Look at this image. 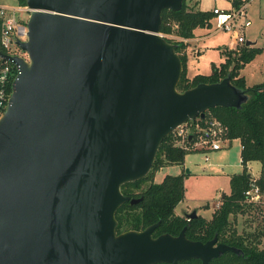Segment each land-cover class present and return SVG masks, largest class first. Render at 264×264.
<instances>
[{
    "label": "water",
    "instance_id": "95a60500",
    "mask_svg": "<svg viewBox=\"0 0 264 264\" xmlns=\"http://www.w3.org/2000/svg\"><path fill=\"white\" fill-rule=\"evenodd\" d=\"M26 2L28 40L18 45L29 61L0 51L19 65L0 118V264H209L240 254L217 236L191 240L186 228L155 237L160 222L117 233L118 209L143 200L122 185L150 172L165 137L249 98L231 76L178 90L184 64L161 24L184 0Z\"/></svg>",
    "mask_w": 264,
    "mask_h": 264
},
{
    "label": "trees",
    "instance_id": "16d2710c",
    "mask_svg": "<svg viewBox=\"0 0 264 264\" xmlns=\"http://www.w3.org/2000/svg\"><path fill=\"white\" fill-rule=\"evenodd\" d=\"M26 4V0H16ZM233 6L239 8L245 0H232ZM212 10H197L184 0L179 11L166 9L162 13L161 33L176 45V51L184 64L182 78L178 90L184 92L201 83H216L227 76L232 77V83L245 91L249 98L240 108L217 106L207 111L228 128L230 144L240 140L242 151L243 171L232 175L231 191L226 194L222 204L211 218L199 214L195 218L177 213L176 208L185 196V173L167 174L161 182H155L156 172L168 165H184L186 151L174 143L173 134H169L161 143L150 172L143 178L122 185V192L132 198L143 197L137 204L124 203L117 211V233L128 230H144L148 226L160 222L154 231V236L162 234L179 235L186 228V236L194 241L207 242L218 237L220 243H225L241 249L240 254L228 251L209 264H264V227L254 231L246 229L240 233L235 225L239 214H251L262 210L263 204L249 202L246 191L251 185L252 175L247 165L252 161L263 164L259 182L264 187V81L249 86L246 77L241 75V69L255 58L264 48L242 45L226 53L225 62L213 64L210 74L188 75V55L185 51L187 44L184 39L194 37L197 28H212L214 25ZM174 35L178 39H171ZM148 183L147 186L145 184ZM170 264V263H157ZM180 264H202L200 259L183 260Z\"/></svg>",
    "mask_w": 264,
    "mask_h": 264
},
{
    "label": "rangeland",
    "instance_id": "374dc122",
    "mask_svg": "<svg viewBox=\"0 0 264 264\" xmlns=\"http://www.w3.org/2000/svg\"><path fill=\"white\" fill-rule=\"evenodd\" d=\"M247 2V14L251 19V25L241 29L240 34L245 36L246 42H256V47L263 49L264 0H248ZM187 3L190 7L203 11L213 10L216 7L227 10L235 8L232 0H187ZM0 4L15 5L16 0H0ZM198 29V33L202 30L205 33V36L201 37L197 43L200 48L199 54L196 53L197 45L194 46L196 48H193L194 52L188 51V47L192 45L191 40L195 35L184 40L187 44L185 51L188 55L187 65L190 77L196 74H210L213 64L220 65L225 62L226 53L224 51L233 50L232 47L234 45L232 33L223 29L217 30L215 24L210 29ZM167 37L178 39L174 35H167ZM235 44L237 45L236 48L242 46ZM18 53L26 54L24 51H19ZM241 75L246 77L249 86L260 84L264 81V51L258 53L253 60L241 69ZM191 122L194 125L195 121L190 119L189 124ZM208 156L209 160H206V154L203 152H189L184 165H168L156 172L155 182H161L167 174L178 175L185 173V196L176 208L178 213L181 214L184 210L193 211L197 209L201 215L208 219L211 218L212 212L222 204L223 192L229 194L231 191L230 180L232 175L243 171L244 166L242 164L239 140L234 141L230 147L227 146L220 150L211 151ZM262 167L263 164L260 161H252L247 165L248 172L254 177L261 176ZM147 185L148 183L145 184V186ZM259 208L262 210H254L251 214L246 213L237 216L235 225L240 233L245 229L251 232L255 228L264 227V208Z\"/></svg>",
    "mask_w": 264,
    "mask_h": 264
},
{
    "label": "built area",
    "instance_id": "2783aa9c",
    "mask_svg": "<svg viewBox=\"0 0 264 264\" xmlns=\"http://www.w3.org/2000/svg\"><path fill=\"white\" fill-rule=\"evenodd\" d=\"M248 1V0H247ZM232 10L214 8V24L216 29L227 30L234 36L238 45L246 43L240 30L251 25L248 17V2ZM33 9L26 4H0V51L6 55L17 56L29 61L26 51H23L18 41L26 42L29 33V19ZM19 73V65L11 60H4L0 55V118L5 113L12 93V84ZM206 113L205 118H198L194 125L189 121L180 124L173 131L174 143L186 151L203 152L206 160L211 151L220 150L230 145L228 128L214 115ZM260 177L252 176L251 185L246 191L249 202L264 205V187L259 182Z\"/></svg>",
    "mask_w": 264,
    "mask_h": 264
},
{
    "label": "crops",
    "instance_id": "0c3cea01",
    "mask_svg": "<svg viewBox=\"0 0 264 264\" xmlns=\"http://www.w3.org/2000/svg\"><path fill=\"white\" fill-rule=\"evenodd\" d=\"M209 29V28H208ZM198 31H199V29L197 28L196 30H195V37L191 40L192 41V45L190 46V47H188V51H193L194 52V50H193V48H196V47H194L195 45H197V48H196V53H200V48H199V45L197 44L198 42H199V40L201 39V37H203V36H205V33H203V30L201 31V32H199L198 33ZM210 33V32H209ZM208 34V33H207ZM184 40H186V39H184ZM234 45H233V47H232V49H235L236 48V42H235V38H234ZM186 42V41H185ZM257 45V43L255 42L254 44H252L251 46H256ZM198 51V52H197ZM221 51H222V49H221ZM197 75V74H196ZM238 140V139H237ZM234 141H236V140H234ZM234 141L228 146V147H230V146H232L233 145V143H234ZM240 141V140H239ZM240 145H241V143H240ZM241 151H242V147H241ZM216 210V209H215ZM214 210V211H215ZM214 211L212 212V215H213V213H214ZM189 212H191L190 210H184V212L183 213H178V214H180V215H185V214H187V213H189ZM198 214H200V211H199V213ZM212 217V216H211ZM207 218V217H206Z\"/></svg>",
    "mask_w": 264,
    "mask_h": 264
},
{
    "label": "flooded vegetation",
    "instance_id": "af4514ba",
    "mask_svg": "<svg viewBox=\"0 0 264 264\" xmlns=\"http://www.w3.org/2000/svg\"><path fill=\"white\" fill-rule=\"evenodd\" d=\"M219 242V241H218ZM220 243V242H219Z\"/></svg>",
    "mask_w": 264,
    "mask_h": 264
}]
</instances>
